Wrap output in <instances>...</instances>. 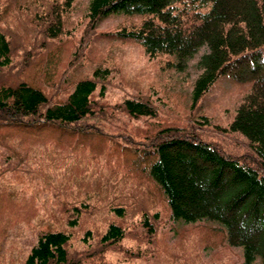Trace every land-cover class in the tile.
<instances>
[{
    "label": "trees",
    "instance_id": "obj_1",
    "mask_svg": "<svg viewBox=\"0 0 264 264\" xmlns=\"http://www.w3.org/2000/svg\"><path fill=\"white\" fill-rule=\"evenodd\" d=\"M74 1L0 0V157L13 165L17 155L14 131L34 134L49 130L59 136L91 135L100 140L101 135L107 137L104 127L90 122L110 118L102 104L109 80L105 69H95L90 78L77 81L56 100L27 78L9 76L18 66L14 45V36L20 32L18 16L24 14L26 25L38 35L43 31L48 38H55ZM87 15L92 28L109 15L139 18L115 35L138 42L152 59L170 57L179 68H185L205 47L197 62L193 107L224 74L251 83L232 120L221 127L224 134L238 135L244 141L242 154L173 125L153 128L143 136V142L126 133L113 140H119L116 144L130 153L133 166H142V180L157 186L169 222L217 224L231 245L242 248L243 264H264V0H89ZM113 111L135 119H156L158 115L153 103L143 98H124ZM124 198L106 202L113 220L102 230L87 228L81 239L86 248L94 243L100 248L79 259L104 262L109 249L121 246L126 238L120 220L136 209L140 226L149 236L157 233L156 224L163 219L160 213L140 207L137 197L131 205ZM82 204L66 209L67 226L77 228L90 218L89 206L83 204L82 208ZM72 236L73 232L65 229L41 232L25 264H70ZM130 253L131 257L144 258Z\"/></svg>",
    "mask_w": 264,
    "mask_h": 264
},
{
    "label": "rangeland",
    "instance_id": "obj_2",
    "mask_svg": "<svg viewBox=\"0 0 264 264\" xmlns=\"http://www.w3.org/2000/svg\"><path fill=\"white\" fill-rule=\"evenodd\" d=\"M88 4L89 0L74 1L55 38H48L43 31L38 35L26 25L24 14L18 16L20 32L14 36L18 66L9 76L27 78L56 100L77 81L90 78L95 69H105L109 80L102 104L108 108L110 118L90 121L104 127L107 137L101 135L102 140L91 135L59 136L49 130L34 134L14 131V165L0 157V264H25L38 235L48 229L73 232L70 264H243L242 248L231 245L227 233L217 224L169 222L157 186L142 180V166H133L130 153L123 152L116 144L119 140L113 139L126 133L143 142V136L153 128L173 125L242 154L244 141L238 135L224 134L221 127L232 120L251 83L224 74L193 107L197 62L205 47L185 68L174 66L167 56L152 59L138 42L115 35L122 27L139 22V18L109 15L92 28ZM124 98L151 101L158 112L156 119L111 113ZM135 197L140 207L158 211L163 217L156 224L157 233L149 236L140 226L136 209L120 220L126 238L121 246L109 249L104 262L79 259L100 248L96 243L86 248L81 239L87 228L102 230L107 221L113 220L106 202L124 198L131 205L136 203ZM81 203L89 206L90 218L77 228L67 226L66 209ZM130 252L144 258L131 257Z\"/></svg>",
    "mask_w": 264,
    "mask_h": 264
}]
</instances>
